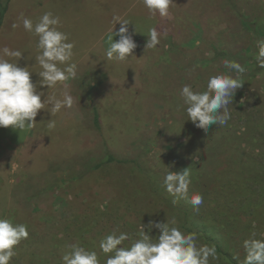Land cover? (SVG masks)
Returning a JSON list of instances; mask_svg holds the SVG:
<instances>
[{"label":"rangeland","instance_id":"1","mask_svg":"<svg viewBox=\"0 0 264 264\" xmlns=\"http://www.w3.org/2000/svg\"><path fill=\"white\" fill-rule=\"evenodd\" d=\"M174 3L160 17L142 0H1L7 11L0 48L23 53L19 61L4 58L29 67L44 98L66 91L74 100L53 116L46 105L34 128L0 127V218L29 230L11 264H62L72 244L97 251L106 264L100 239L127 232L131 239L122 246H129L150 221L175 220L182 231L197 233L200 244L217 250L211 264H243V241L252 232L264 238V69L255 59L256 41L264 39V0ZM48 11L75 42L78 66L76 79L52 89L39 87L38 37L19 20L36 22ZM114 15L132 23L137 44L124 61L106 57L109 30L120 28ZM13 23L21 26L13 30ZM153 27L161 43L146 49ZM225 59L245 67L244 85L229 105L227 125L205 132L189 120L180 90L204 91L209 76L235 75ZM111 157L125 163L106 162ZM189 167L190 194L203 196L198 212L163 184L168 171Z\"/></svg>","mask_w":264,"mask_h":264},{"label":"clouds","instance_id":"2","mask_svg":"<svg viewBox=\"0 0 264 264\" xmlns=\"http://www.w3.org/2000/svg\"><path fill=\"white\" fill-rule=\"evenodd\" d=\"M142 3L151 16L159 14L160 17H167L175 4L174 0H142ZM19 20L25 31L38 37L37 47L40 53L35 60L41 69L38 72L41 78L39 87L52 89L58 84L76 79L78 66L73 62L76 45L74 41L70 42L68 33L60 30L61 18L48 11L36 22L23 15ZM112 23L115 27L120 24V28L114 32L109 30L107 59L124 61L135 56L133 53L137 44L128 27L132 23L119 15L113 16ZM20 26V23L11 25L13 30ZM113 36H118L119 40H115ZM161 36L162 33L156 27L149 29L146 49L156 48L161 43ZM256 47L257 66L264 69V39L257 40ZM4 57L17 58L19 61L23 53L6 46L0 48V127L31 129L38 124L36 117L46 105H51L48 111L51 116L62 109L73 107V97L66 91L61 93L62 98L49 94L44 98L45 93L38 92V85L31 79L33 72L29 67H20L18 62H10ZM223 64L235 75L217 73L209 76L204 91H194L190 85H184L180 90L189 120L205 132L213 124L221 127L227 125L231 119L229 105L233 103L237 90L244 85L242 75L246 71L245 67L228 59ZM47 124L50 129L55 127L53 119L47 121ZM191 175L190 167L179 172L168 171L163 184L171 196L187 201L198 212L203 196L196 192L190 194ZM176 224L175 220L141 224L138 238L129 246L122 245L131 239L130 234L114 231L100 239L99 249L107 256L106 264H211V261L218 259L215 246L200 244L197 233L184 232ZM146 227L149 230L158 229L159 235L153 238L146 233ZM28 238L26 224L14 223L6 217L0 218V264H11L17 255L18 246ZM68 247L70 250L61 257L62 264H100L97 251L76 244ZM243 248L246 253L243 264H264V238L258 239L256 233L252 232L243 241Z\"/></svg>","mask_w":264,"mask_h":264},{"label":"trees","instance_id":"3","mask_svg":"<svg viewBox=\"0 0 264 264\" xmlns=\"http://www.w3.org/2000/svg\"><path fill=\"white\" fill-rule=\"evenodd\" d=\"M6 11H7V7H5V6L2 7V5H1V0H0V27H1V24H2V22H3V20H4V17H5ZM95 120H96V123H97V121H98V116L95 117ZM114 161H116V160H115L113 157H111V158H109L108 161H106V162L111 163V162H114ZM116 162H118V163H125V161H121V160H118V161H116ZM97 168H98V166H97Z\"/></svg>","mask_w":264,"mask_h":264}]
</instances>
